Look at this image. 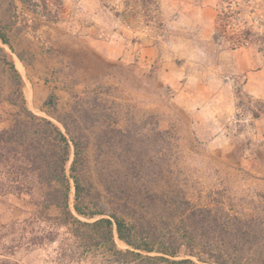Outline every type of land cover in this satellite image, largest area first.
I'll return each instance as SVG.
<instances>
[{
  "label": "rangeland",
  "instance_id": "obj_1",
  "mask_svg": "<svg viewBox=\"0 0 264 264\" xmlns=\"http://www.w3.org/2000/svg\"><path fill=\"white\" fill-rule=\"evenodd\" d=\"M5 1L0 28L11 47L0 45L28 109L81 142L77 174L92 202L122 215L128 192L130 214L175 238L179 258L206 264L217 263L199 210L252 221L264 237V0ZM18 90L0 62V132L18 118ZM11 172L0 173V264H66V228L43 218L58 211L37 205L45 188L27 179L19 194ZM33 223L57 241L29 245ZM116 243L129 247L117 234ZM102 259L96 251L72 264Z\"/></svg>",
  "mask_w": 264,
  "mask_h": 264
},
{
  "label": "trees",
  "instance_id": "obj_2",
  "mask_svg": "<svg viewBox=\"0 0 264 264\" xmlns=\"http://www.w3.org/2000/svg\"><path fill=\"white\" fill-rule=\"evenodd\" d=\"M3 1L5 0H0V6ZM10 1L15 6V0ZM19 1L33 7L38 3L35 0ZM47 15L55 20L50 10H47ZM232 16L230 11L223 12L218 16V20L228 21ZM0 40L2 44L11 47L6 32L1 28ZM0 52L3 53L0 54V62L19 89L20 104L19 100H13L12 103L21 106L14 124L0 132V173L6 167L7 171H12L11 181L14 186L9 187L19 194L29 189L27 179L33 178L40 188H45L43 200L37 205L41 206V211L53 207L58 211V215H46L43 218L53 220L57 226L65 227L67 233L59 244V259L66 264H72L87 258L89 253L99 251L103 259L95 264H206L207 262L199 256L197 257L200 262L192 258H179L180 246L175 244V238L169 237V242L164 241L161 234L153 231L151 222L144 221L141 215L135 217L130 214L128 202L132 198L128 192L124 195L125 204H120L122 215H118V212H108L103 204L92 202L90 187H86L77 174L82 151L81 142L74 136L70 140L52 120L38 116L28 109L22 76L1 45ZM61 122L65 129L70 131L67 122ZM70 141L74 153L73 162L68 169L67 165L71 159ZM136 163L133 165L136 166ZM72 190L75 197L73 206L70 203ZM119 202H122L121 198ZM199 212L206 213L210 221L209 230L212 233L209 247L213 250H209L208 254L214 263L264 264V250L259 249L260 240L264 239L261 237L263 232L248 229L246 226H250L247 224L252 221L249 223L229 214L228 218L222 219L210 209H202ZM104 215L108 216L97 218ZM79 216L94 220H82ZM213 232L218 234L213 235ZM29 233L32 234L29 245L46 241L56 242L58 236V232L53 229L37 231L34 223ZM116 234L129 246L127 249L117 246Z\"/></svg>",
  "mask_w": 264,
  "mask_h": 264
},
{
  "label": "crops",
  "instance_id": "obj_3",
  "mask_svg": "<svg viewBox=\"0 0 264 264\" xmlns=\"http://www.w3.org/2000/svg\"><path fill=\"white\" fill-rule=\"evenodd\" d=\"M149 50H151V51H153V49L151 48V49H149ZM152 53V52H151Z\"/></svg>",
  "mask_w": 264,
  "mask_h": 264
}]
</instances>
